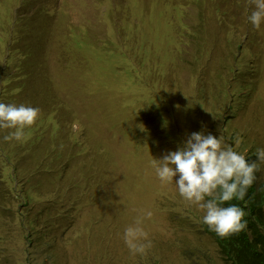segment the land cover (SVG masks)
Returning <instances> with one entry per match:
<instances>
[{"label":"trees","instance_id":"obj_1","mask_svg":"<svg viewBox=\"0 0 264 264\" xmlns=\"http://www.w3.org/2000/svg\"><path fill=\"white\" fill-rule=\"evenodd\" d=\"M83 1L88 6L70 8L65 0H0V102L40 110L23 141H5L10 130H0V206H11L0 230L13 227L30 249L43 245V264H57L44 236L56 228L61 212L63 219L76 218L81 206L104 204L113 161L107 143L134 142L145 151L153 146L149 127L139 119L144 103L101 92L97 76L108 71L145 93V105L162 110L152 129L167 137L176 132L172 101L182 108L185 97H193L195 103L182 108L188 129L200 118L199 131L213 135L226 118L240 53L260 52L256 32L264 43V23L256 29L248 21L247 0ZM193 80L205 91L184 96L183 83ZM212 85L223 101L216 105L219 114L207 107L200 117L199 94ZM246 159L256 161V153ZM258 172L245 200L231 201L246 212L247 230L225 239L207 228L225 264H264Z\"/></svg>","mask_w":264,"mask_h":264},{"label":"rangeland","instance_id":"obj_2","mask_svg":"<svg viewBox=\"0 0 264 264\" xmlns=\"http://www.w3.org/2000/svg\"><path fill=\"white\" fill-rule=\"evenodd\" d=\"M65 1L70 8L82 3L88 6L83 0ZM83 11L90 13L89 9ZM254 38L261 50L255 56H252L250 49L240 53L234 73V91L224 115L226 118H222L221 128L213 134L245 155L264 149V43L258 41L259 32L255 33ZM254 45L258 48L257 44ZM97 80L102 84L101 92L119 96V99H122V94L124 97H137L144 103L140 105L143 113L139 119L149 127L153 146L145 151L134 142L119 144L112 140L107 143L113 161L111 180L110 175L107 176L111 187L106 192L108 195L104 204L99 202L96 206H81L76 218L65 215L63 219L61 212L56 228H50L48 231L51 235L44 236V242L54 247L52 251L57 264H225L216 242L207 233L208 227L202 220L204 213L180 197L174 182L162 184L153 167V159L159 160L167 152L177 150L191 133L200 132L203 126L200 118H196L193 129H188V115L184 114V106L190 107L195 103L193 97L186 95H195L197 88L205 91V87L194 80L183 83L181 90L186 97L182 108L185 110H182L177 99L172 101L173 109L170 111L175 118L173 126L176 132L167 137L164 132L158 133L152 129L155 125L153 118L162 110H150L149 105H145L146 94L133 86L130 80L126 81L122 76L114 77L108 71L98 75ZM215 88L212 85L204 95L199 94L204 99L196 115L202 117L207 114V107L213 114H219L216 105H221L223 101L215 96ZM125 105L131 104L125 102ZM124 134L125 139L130 141V136L126 132ZM258 165L257 182L264 186V163L259 162ZM178 178L176 176L174 180ZM10 209L11 206H0V223L2 220L9 222ZM148 211L152 216L143 219L142 227L153 246L145 256H134L123 241V233L126 227ZM1 230L0 264H43V257L39 255L43 245L37 250L30 249L18 240L13 227L12 231L8 225Z\"/></svg>","mask_w":264,"mask_h":264},{"label":"clouds","instance_id":"obj_3","mask_svg":"<svg viewBox=\"0 0 264 264\" xmlns=\"http://www.w3.org/2000/svg\"><path fill=\"white\" fill-rule=\"evenodd\" d=\"M247 5L251 8L248 21L259 29L264 23V0H247ZM39 117L38 108L0 102V130H10L3 139L23 141L25 130L33 127ZM73 128L78 129V123ZM256 157L250 162L220 136L201 131L191 133L177 150L153 159V167L162 184L174 182L180 197L204 213L202 220L209 230L226 239L247 230L246 212L231 201L245 200L259 171L257 161L264 163V149H258ZM176 176L179 178L174 180ZM226 203L229 206L224 207ZM151 216L150 211L146 212L124 230L123 241L134 256H145L153 246L142 227L143 219Z\"/></svg>","mask_w":264,"mask_h":264}]
</instances>
